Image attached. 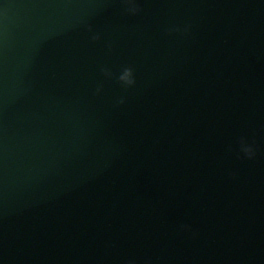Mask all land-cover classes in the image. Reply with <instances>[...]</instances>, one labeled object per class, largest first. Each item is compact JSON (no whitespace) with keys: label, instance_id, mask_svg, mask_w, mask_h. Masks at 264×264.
<instances>
[{"label":"water","instance_id":"water-1","mask_svg":"<svg viewBox=\"0 0 264 264\" xmlns=\"http://www.w3.org/2000/svg\"><path fill=\"white\" fill-rule=\"evenodd\" d=\"M136 4L0 0V264H264V0Z\"/></svg>","mask_w":264,"mask_h":264},{"label":"clouds","instance_id":"clouds-1","mask_svg":"<svg viewBox=\"0 0 264 264\" xmlns=\"http://www.w3.org/2000/svg\"><path fill=\"white\" fill-rule=\"evenodd\" d=\"M123 3L126 5L124 11L129 14H136L140 11L139 7L136 4V0H123ZM88 30L91 31V26H88ZM169 31H183L187 32L188 28L187 26L184 29L180 28H172ZM92 41H98L100 39L98 34H94L91 37ZM101 71L104 73V75L111 77L112 73L107 70L106 68H102ZM118 82L125 88L131 87L135 84V80L133 77V69L131 67H124L121 74L117 77ZM100 87H97L96 93L99 94L100 92ZM124 100L121 98L118 103H123ZM240 152L243 154L244 157L247 159L251 160L254 159L256 152L255 149L252 145L246 143L243 138L240 140ZM182 230H188V226L182 225L181 226Z\"/></svg>","mask_w":264,"mask_h":264}]
</instances>
